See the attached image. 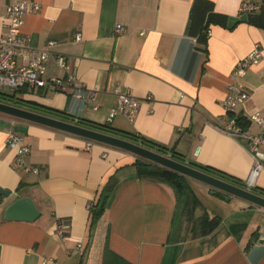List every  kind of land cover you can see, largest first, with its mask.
Here are the masks:
<instances>
[{
  "label": "crops",
  "instance_id": "0c3cea01",
  "mask_svg": "<svg viewBox=\"0 0 264 264\" xmlns=\"http://www.w3.org/2000/svg\"><path fill=\"white\" fill-rule=\"evenodd\" d=\"M21 1L0 0V38L7 7ZM33 1L41 8L25 16L22 34L37 50L55 42L47 77H67L56 64L64 57L86 91L77 98L72 90L36 89L23 99L141 134L264 189V170L252 178L253 159L243 143L207 123L227 117L222 102L236 64L256 44L264 46L263 29L237 24L245 0H211L228 26L211 27L207 53L189 35L195 0ZM119 26L127 32L118 34ZM244 83L249 98L236 117L264 114V53ZM118 87L142 102L134 119L116 116L109 123ZM11 129L30 148L26 164L37 174L17 164L7 144ZM247 129L258 132L255 125ZM87 141L0 114V188L12 192L0 209V264H103L108 231L114 264H264L263 208L233 196L226 200L190 178L181 192L163 176L139 169L137 156L99 143L87 149ZM112 176L117 183L108 213L91 230L90 207ZM20 197L34 200L37 221L4 219L5 208ZM213 218L218 224L210 229Z\"/></svg>",
  "mask_w": 264,
  "mask_h": 264
},
{
  "label": "built area",
  "instance_id": "2783aa9c",
  "mask_svg": "<svg viewBox=\"0 0 264 264\" xmlns=\"http://www.w3.org/2000/svg\"><path fill=\"white\" fill-rule=\"evenodd\" d=\"M254 1L245 0L241 5L240 13L246 15L257 10L258 7ZM40 8L38 2L23 0L8 6L6 9V21L4 23L6 33L0 38V90L10 89L14 92L27 88L28 93L36 89L46 88L58 92L72 90L77 98H85V86L77 81L76 75L70 71L64 57H56V64L58 68L67 71V77L65 79L47 77L48 63L53 56L52 50L55 42L50 41L46 48L37 50L30 46L28 39L22 34L25 16L38 12ZM116 32L119 34L127 31L119 26ZM76 40H81L80 34L77 35ZM263 53L264 46L256 44L250 54L236 64L231 74L232 82L229 84L227 95L222 102L227 117H221L215 121L207 120V123L216 129L243 143L253 159L251 175L254 180L264 170V114L255 113L247 118L250 125H255L258 129V132H251L238 124L235 113L249 98V91L244 83V78L252 66L260 63ZM115 95L117 103L109 114L108 122L111 123L116 116L134 119L139 112L142 101L130 91L122 90L121 87L116 88ZM148 98L151 99L150 96ZM87 99L94 105L95 109L98 108L94 96L90 95ZM7 144L10 149L16 151L17 164L25 173L37 174L39 172L38 169L26 164V157L30 148L23 143L21 136L14 129L8 131ZM95 144L97 143L88 140L87 149H91ZM199 152L200 148L196 150V155ZM59 234H63L61 228ZM46 263V261L43 262V264Z\"/></svg>",
  "mask_w": 264,
  "mask_h": 264
},
{
  "label": "trees",
  "instance_id": "16d2710c",
  "mask_svg": "<svg viewBox=\"0 0 264 264\" xmlns=\"http://www.w3.org/2000/svg\"><path fill=\"white\" fill-rule=\"evenodd\" d=\"M254 4L258 7V9L244 15L243 16L244 18H241L237 22V24L243 22L252 25L256 28L264 30V0H255ZM212 26L227 27L228 26L227 16L216 12L215 4L213 1L195 0L192 7L189 35L196 39L198 50L205 53L208 52L207 49L208 35ZM24 93H28L27 88L14 91L11 93L0 90V102L14 105L33 112H37L62 121L79 124L82 127L97 132H101L114 137L125 139L135 144H139L149 150L158 152L159 154H162L164 156H168L171 154L173 155V158L175 160L180 162H182L185 159V157L181 153H179L175 147L170 148L167 145L160 144L154 140L142 136L141 134H132L119 130L117 128H114L110 124H99L82 118L76 119L74 116L70 115L64 110L51 108L39 104L35 101L25 100L21 97ZM237 121L238 124L241 125L243 128H247L248 126H250V122L245 117L239 116L237 117ZM196 164L200 169H202L207 174L222 179L224 181H227L236 186L242 187L246 183L243 180L235 176H232L222 170L214 168L212 166L202 165L199 163ZM136 166L139 169H143L146 172L149 173L153 172L154 174L163 176L167 180V182L176 186L181 192H184L187 189L186 181L188 177L178 172L163 168L161 166H158L156 164H153L151 162H148L140 158H138L136 162ZM116 183L117 182L115 180V176H112L109 179V181L103 186L98 198L92 203L90 207L91 230L92 229L96 230L97 227L100 225L102 219L108 213L109 201L112 193L115 190ZM21 187L22 185L19 186L18 190H20ZM256 193L264 197L263 188L256 187ZM215 194L218 196L226 197V195L220 191H216ZM212 220L213 221H208V225L210 226L209 227L210 229L213 228L216 224H218L216 218H213ZM108 232L106 234V239L103 244L104 249H103L102 260H103V264H114L118 260L115 254H113L109 249Z\"/></svg>",
  "mask_w": 264,
  "mask_h": 264
},
{
  "label": "water",
  "instance_id": "95a60500",
  "mask_svg": "<svg viewBox=\"0 0 264 264\" xmlns=\"http://www.w3.org/2000/svg\"><path fill=\"white\" fill-rule=\"evenodd\" d=\"M0 114L8 115L17 119L26 120L35 124L46 126L68 134H72L95 143L124 150L163 168L178 172L190 179L202 182L210 186L214 191H220L229 197L243 199L255 206L264 209V197L256 193V187L245 183L242 187L207 174L191 160L184 159L182 162L173 158V155L164 156L158 152L149 150L139 144L125 139L114 137L105 133L97 132L79 124L55 119L37 112L23 109L14 105L0 102ZM12 192L0 188V209L10 200ZM41 216L36 203L29 197H20L9 204L4 211V219L7 221L35 222Z\"/></svg>",
  "mask_w": 264,
  "mask_h": 264
},
{
  "label": "rangeland",
  "instance_id": "374dc122",
  "mask_svg": "<svg viewBox=\"0 0 264 264\" xmlns=\"http://www.w3.org/2000/svg\"><path fill=\"white\" fill-rule=\"evenodd\" d=\"M2 91L8 92V93L12 92V90H10V89H2Z\"/></svg>",
  "mask_w": 264,
  "mask_h": 264
}]
</instances>
